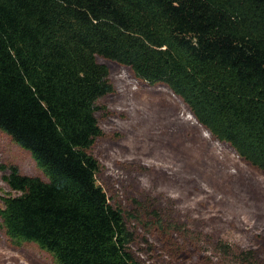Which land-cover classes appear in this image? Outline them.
Here are the masks:
<instances>
[{
    "label": "trees",
    "instance_id": "obj_1",
    "mask_svg": "<svg viewBox=\"0 0 264 264\" xmlns=\"http://www.w3.org/2000/svg\"><path fill=\"white\" fill-rule=\"evenodd\" d=\"M101 58L169 87L264 172V0H0V127L50 177L11 167L2 229L57 264H146L98 181L92 147L114 89ZM217 249L256 264L251 251Z\"/></svg>",
    "mask_w": 264,
    "mask_h": 264
},
{
    "label": "rangeland",
    "instance_id": "obj_2",
    "mask_svg": "<svg viewBox=\"0 0 264 264\" xmlns=\"http://www.w3.org/2000/svg\"><path fill=\"white\" fill-rule=\"evenodd\" d=\"M101 61L114 89L101 100L103 134L92 153L99 183L135 233L134 253L146 264H241L218 251L224 242L264 264V172L215 138L169 87ZM11 167L50 180L0 127V196L16 194L6 180ZM0 264L57 263L36 243H14L0 225Z\"/></svg>",
    "mask_w": 264,
    "mask_h": 264
}]
</instances>
